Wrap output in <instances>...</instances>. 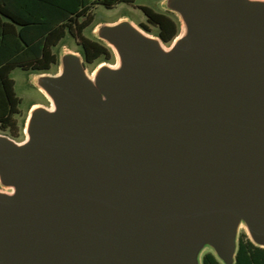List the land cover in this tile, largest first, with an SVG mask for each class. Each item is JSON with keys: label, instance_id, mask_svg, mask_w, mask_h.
<instances>
[{"label": "water", "instance_id": "obj_1", "mask_svg": "<svg viewBox=\"0 0 264 264\" xmlns=\"http://www.w3.org/2000/svg\"><path fill=\"white\" fill-rule=\"evenodd\" d=\"M165 4L170 49L101 25L119 65L64 54L54 107L0 135V264H234L242 224L264 248V0Z\"/></svg>", "mask_w": 264, "mask_h": 264}, {"label": "trees", "instance_id": "obj_2", "mask_svg": "<svg viewBox=\"0 0 264 264\" xmlns=\"http://www.w3.org/2000/svg\"><path fill=\"white\" fill-rule=\"evenodd\" d=\"M136 0H0V126L18 136L16 116L22 99L17 95L12 72L16 69L44 73L59 64L54 48L71 34L77 37L84 60L89 64L114 58L103 41L88 38L84 31L92 23V9L102 5L113 9ZM158 37L170 44L180 33L181 22L170 11L157 12L139 7ZM151 32L147 24H140ZM201 264H223L212 252L202 256ZM234 264H264V248L256 246L246 234L239 236Z\"/></svg>", "mask_w": 264, "mask_h": 264}, {"label": "rangeland", "instance_id": "obj_3", "mask_svg": "<svg viewBox=\"0 0 264 264\" xmlns=\"http://www.w3.org/2000/svg\"><path fill=\"white\" fill-rule=\"evenodd\" d=\"M165 1L166 0H136L134 4L121 3L113 9H107L102 5H98L92 9V15H93L92 23L84 31V35L88 38L98 40L99 38L97 36V31L101 25L114 24V23H117L123 20L131 21L137 27L145 31V29H143L140 24L144 23L148 25L147 18L139 7L148 6L157 12H167L168 10L166 8ZM175 15L178 17L177 14ZM178 19L180 20L179 17ZM148 27L150 28L151 32L150 33H148L147 31L145 32L151 36H154L160 39V37H158L157 28L150 26V25H148ZM184 32H185L184 25L181 22L180 33L170 44L164 43L161 39L160 40L166 49H170L173 43L178 38H180L184 34ZM105 44L108 46L107 43ZM110 48L112 49V47ZM54 51L59 56V64L56 66H53L49 71L44 72V73H31V72L23 71L21 69H16L12 72V78L15 81V89H16L17 95L22 99V103H21L20 110H19L20 113L15 118L19 131H18V136H14V132H11L10 130H6L0 126V135L8 136L9 138L15 140L18 143L25 142L28 138L27 133H26L27 122L30 117V113H31V110L33 109V106L35 105H36L35 107L43 106L49 109L54 107L51 99L47 97L39 89V87L36 84V80L42 74H49V75L59 74L62 69L60 59L64 54L70 53V52L79 54L83 62L85 63L87 74L90 77H93L97 69L102 65L116 67L120 63L118 55L113 49H112V52L114 54L113 59L100 60L98 63H95V64L87 63L84 60V57L82 55L81 47L78 44L77 37L72 36L71 34H67V36L59 43V45L54 48ZM0 191L12 192V189L4 187L0 184ZM243 234H246L249 237L246 226L244 224H242L241 227L239 228L238 236H241ZM208 251H211V249L206 248L202 252L201 257L204 253Z\"/></svg>", "mask_w": 264, "mask_h": 264}, {"label": "flooded vegetation", "instance_id": "obj_4", "mask_svg": "<svg viewBox=\"0 0 264 264\" xmlns=\"http://www.w3.org/2000/svg\"><path fill=\"white\" fill-rule=\"evenodd\" d=\"M35 108V107H34ZM24 143V142H23ZM22 144V143H20ZM250 239V237H248ZM238 239H239V236H238ZM251 240V239H250ZM208 252H212V251H208ZM213 253V252H212ZM203 256V255H202ZM201 260H202V257H201Z\"/></svg>", "mask_w": 264, "mask_h": 264}, {"label": "crops", "instance_id": "obj_5", "mask_svg": "<svg viewBox=\"0 0 264 264\" xmlns=\"http://www.w3.org/2000/svg\"><path fill=\"white\" fill-rule=\"evenodd\" d=\"M35 106H36V105H35ZM35 106H33V108H34Z\"/></svg>", "mask_w": 264, "mask_h": 264}]
</instances>
